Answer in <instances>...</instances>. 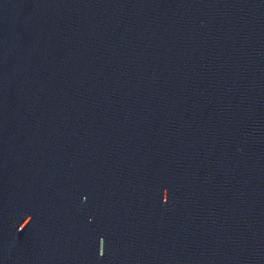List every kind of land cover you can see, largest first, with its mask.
Returning <instances> with one entry per match:
<instances>
[{
	"label": "water",
	"instance_id": "95a60500",
	"mask_svg": "<svg viewBox=\"0 0 264 264\" xmlns=\"http://www.w3.org/2000/svg\"><path fill=\"white\" fill-rule=\"evenodd\" d=\"M0 264H264V0H0Z\"/></svg>",
	"mask_w": 264,
	"mask_h": 264
}]
</instances>
